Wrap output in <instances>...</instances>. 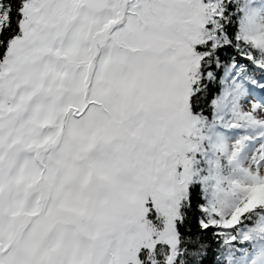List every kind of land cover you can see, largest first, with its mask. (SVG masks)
<instances>
[{
  "label": "snow or ice",
  "instance_id": "6c2138e0",
  "mask_svg": "<svg viewBox=\"0 0 264 264\" xmlns=\"http://www.w3.org/2000/svg\"><path fill=\"white\" fill-rule=\"evenodd\" d=\"M0 264H264V0H0Z\"/></svg>",
  "mask_w": 264,
  "mask_h": 264
}]
</instances>
